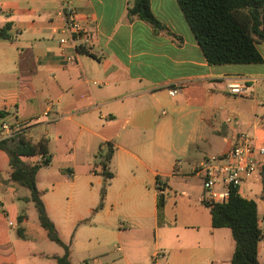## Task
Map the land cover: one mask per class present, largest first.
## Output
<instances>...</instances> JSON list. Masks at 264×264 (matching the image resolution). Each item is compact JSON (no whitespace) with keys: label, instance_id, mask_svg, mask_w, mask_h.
<instances>
[{"label":"crops","instance_id":"0c3cea01","mask_svg":"<svg viewBox=\"0 0 264 264\" xmlns=\"http://www.w3.org/2000/svg\"><path fill=\"white\" fill-rule=\"evenodd\" d=\"M61 1L0 0V26L12 22L13 38L0 40V118L29 122L26 138L47 141L51 169L40 168L37 186L71 247V262L79 251L93 255L86 264H232L231 230L212 225L202 177L193 169L228 150L239 131L264 143V41L257 44L260 63L210 64L178 0H150L165 26L160 31L129 15L133 0H74L90 41L61 43L67 36ZM244 79L248 94L228 92L230 80ZM50 103L61 115L54 120L55 112L43 115ZM108 140L115 144L114 177L99 206L105 178L93 167ZM10 171L0 150V264H56L63 248H43L47 233L25 187L9 181ZM262 179L238 190L257 202L260 226ZM158 251L165 255L154 259Z\"/></svg>","mask_w":264,"mask_h":264},{"label":"trees","instance_id":"16d2710c","mask_svg":"<svg viewBox=\"0 0 264 264\" xmlns=\"http://www.w3.org/2000/svg\"><path fill=\"white\" fill-rule=\"evenodd\" d=\"M178 2L210 64L263 61L257 44L264 41V0H178ZM128 13L147 21L155 31L165 28L152 12L150 0H133ZM11 27L10 21L0 26V40L13 39L10 33ZM3 115L4 112L0 111V116ZM0 150H3L9 159L11 168L9 181L29 190V196L25 197V200L33 202L39 223L45 229L49 240L63 248L62 254L54 255L56 264H72L71 247L61 238L37 186L38 171L51 160L47 141L41 139L33 142L21 132L0 140ZM114 151V140L105 141L94 163V171L105 178L99 206L105 198L109 180L114 177V172L110 170ZM40 154L46 155V159L42 162L30 163L27 160ZM262 176L261 198L264 200V169ZM159 189L162 190L163 187ZM204 203L210 207L212 225L228 227L231 230L235 243L232 264H261L258 247L263 233L257 202L253 198L243 197L235 187L231 188L227 202L205 199ZM164 204L165 195L161 192L158 202L159 223L163 222ZM26 217V213L20 214L19 221Z\"/></svg>","mask_w":264,"mask_h":264},{"label":"built area","instance_id":"2783aa9c","mask_svg":"<svg viewBox=\"0 0 264 264\" xmlns=\"http://www.w3.org/2000/svg\"><path fill=\"white\" fill-rule=\"evenodd\" d=\"M65 20L63 31L67 36L61 37V43L69 40L74 41L76 38H83L85 42L90 41V36L82 24L79 11L74 4V0H62L58 11ZM250 85L247 79L230 80L227 83L228 92L234 95H246L249 93ZM181 89V85H175L169 88V93L175 95ZM56 113L51 119L61 116L54 109L53 103L44 111V116H50ZM233 124L238 125L239 120L228 118ZM29 122L21 123L15 118L10 121L5 117L0 118V140L12 137L21 133ZM46 155H38L36 162H42ZM264 169V143L257 142L256 137L248 131H239L236 134L232 146L221 153H214L199 161L193 171L200 175L203 180V189L205 199L213 202H227L230 196L231 188L239 190L242 184L249 180L255 179L262 175ZM159 187L162 185L159 183ZM164 252L158 251L154 259L163 257Z\"/></svg>","mask_w":264,"mask_h":264},{"label":"rangeland","instance_id":"374dc122","mask_svg":"<svg viewBox=\"0 0 264 264\" xmlns=\"http://www.w3.org/2000/svg\"><path fill=\"white\" fill-rule=\"evenodd\" d=\"M178 142H179V144H182L184 142V137L179 136ZM174 154L177 156V158H179L183 162L187 163L186 162L187 161L186 157L180 155V153L178 154V151H174ZM53 167H58V166H57V164L54 163ZM49 169H51V168H47L46 166L42 167L43 172H47V171H49ZM256 187L258 188V190H261L262 184L258 183L256 185ZM21 191L24 192L25 194L29 193V190L27 188H21ZM259 207H260V212L262 213L261 205ZM33 209H34V207H33ZM261 227H262V233H263V239H264V215H262V225H261ZM263 242H264V240H263ZM43 248L45 250H47V251H53V252H60L62 250V248L58 244H56L55 242H53L51 240H48V239L44 243ZM89 256L92 257L93 255H89L87 252H82L81 253L79 251H76L75 255L73 257L72 264H86V262H90L92 260ZM261 260L264 263V251L261 254Z\"/></svg>","mask_w":264,"mask_h":264}]
</instances>
